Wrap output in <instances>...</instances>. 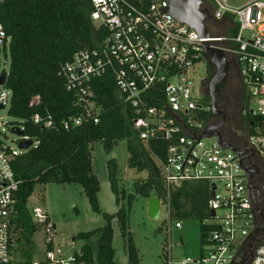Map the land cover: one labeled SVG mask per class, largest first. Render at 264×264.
Masks as SVG:
<instances>
[{
	"label": "built area",
	"instance_id": "built-area-1",
	"mask_svg": "<svg viewBox=\"0 0 264 264\" xmlns=\"http://www.w3.org/2000/svg\"><path fill=\"white\" fill-rule=\"evenodd\" d=\"M227 2L202 0V7L209 11L207 19L232 16L230 26L238 27L236 34L213 35L208 30L209 37L204 38L169 11V0H89L90 19L102 34L95 47L77 50L60 68L66 89L77 95L84 108L82 116L63 121L64 129L84 121L99 123L102 106L93 99L91 86L95 79L110 74L122 103L131 110L132 127L139 139L147 145L150 141L167 142L166 158L160 162L165 199L185 181L205 180L210 193L214 191L208 201L209 218L203 221L207 240L200 255L175 259L169 224L165 264H264V239L260 236L264 223L257 218V213L262 218V210L254 203L255 194L259 201L260 196L251 193L243 169L247 165L239 156L221 148L216 137H202L212 123V104L203 101L208 95L207 79H202L197 91L192 77L194 67L206 59L203 43L209 41L211 47L225 52L229 71L237 70L250 112L264 116V0L237 8ZM10 43L11 37L0 22V78L8 76ZM6 82L0 83L1 109L11 104L12 91ZM32 121L43 128L55 127L51 115L35 114ZM14 126L24 131L16 134L17 147L0 140V264H87L81 251L67 253L56 243V225L39 206L31 211L34 224L46 234L44 258L27 261L15 253L13 219L18 215L15 195L19 182L11 161L27 151L19 148L21 142L33 140L31 148L38 142L25 134L22 123ZM252 137L262 144L264 135ZM247 138L248 149L255 150L264 162V147L259 150L251 136ZM261 226L263 231L258 232ZM175 228H182L181 221L175 222Z\"/></svg>",
	"mask_w": 264,
	"mask_h": 264
},
{
	"label": "trees",
	"instance_id": "trees-1",
	"mask_svg": "<svg viewBox=\"0 0 264 264\" xmlns=\"http://www.w3.org/2000/svg\"><path fill=\"white\" fill-rule=\"evenodd\" d=\"M211 11V9L209 8ZM89 0H2L0 1V22L11 37L9 47L10 65L6 85L12 91L8 113L22 123L25 134L38 144L14 157L11 166L16 181V209L13 219L14 251L29 261L34 250L32 236L37 230L28 199L36 184H79L86 195L91 209L101 214L105 225L94 230L79 232L75 239L89 240L99 234L95 249L85 243L81 247V259L87 264H116L113 248V219H117L128 264H139V254L129 225L131 205L136 196L146 199L158 197L169 208V219L176 222L196 219L201 222L200 244L206 243L209 218L208 201L210 184L205 180L185 181L173 189L165 199L161 169L155 159L162 162L166 158L167 142L150 141L143 143L132 127V113L122 103V96L110 74L92 82L93 99L102 106L100 121L97 124L84 121L81 125L63 128V121L82 116L84 108L74 92L66 89L60 75L63 63L85 47H95L102 32L97 30L90 19ZM232 16L225 15L220 20L206 19L208 30L224 24L218 34H236L238 27H232ZM216 28V27H215ZM209 64L210 74L215 73ZM224 83L220 85L222 89ZM36 98L38 101L36 102ZM217 99L218 108L225 105ZM203 101L210 104L208 95ZM240 108V127L247 136L257 133L264 135V116L253 115L249 110V99L240 87L237 99ZM223 109V108H222ZM35 114L51 115L55 127L43 128L32 121ZM211 121L216 116L210 114ZM125 141L129 152L128 164L137 171H147L145 178L135 179L130 190L119 183L118 165L115 159L107 161L111 190L115 195L118 210L107 213L101 208L98 193L100 181L92 168L93 144L101 142L106 153L119 141ZM258 176L253 183L258 186ZM263 196V195H262ZM254 203L260 210L261 204L255 194ZM259 223H264L257 213ZM264 239V231L260 235Z\"/></svg>",
	"mask_w": 264,
	"mask_h": 264
},
{
	"label": "rangeland",
	"instance_id": "rangeland-1",
	"mask_svg": "<svg viewBox=\"0 0 264 264\" xmlns=\"http://www.w3.org/2000/svg\"><path fill=\"white\" fill-rule=\"evenodd\" d=\"M253 0H228V5L234 8L241 7ZM216 27V28H215ZM212 27V34L217 35L219 31L224 30V24ZM10 65L9 50L7 51V66ZM230 73V75H229ZM229 85L231 90L239 89L240 79L235 76L231 70ZM210 68L207 59L198 63L192 71L195 89L198 91L202 84V79L209 78ZM236 107V106H235ZM233 108H229L232 110ZM9 107L0 110V140L6 145L16 148L19 137L11 131V127L16 125L17 119L8 113ZM240 113V110H239ZM236 130L239 136L247 137L244 129L240 127ZM260 140L251 136V142L261 150L264 147V138L262 144ZM129 152L125 141H119L106 153L101 142L93 144L92 168L100 181V191L98 193L99 202L103 211L113 214L118 210L115 201V195L111 190V184L108 176L107 161L115 159L118 165L119 183L130 190L132 182L135 179L145 178L147 171H137L128 164ZM156 164L161 167V163L155 159ZM28 208L31 210L35 206L41 207L51 217L56 225V243L63 246L67 253L79 252L85 243H89L95 249L99 234L94 235L89 240L75 239L74 235L79 232L90 231L105 225V220L101 214L95 213L79 184H36L33 194L28 199ZM169 208L164 200H161L160 215L158 218H152L149 214L148 199L142 196H136L134 199L130 214L129 225L133 234V239L139 254V264H165V255L169 234L167 227L172 226L170 240L172 242V255L175 259L200 255L202 245L201 222L196 219L182 220V228H175V220L169 219ZM112 227L114 229L113 248L115 250L114 260L116 264H128L127 255L124 251V241L121 236L120 227L117 219H113ZM45 231L43 227H38L32 241L34 250L32 258L43 259L46 251ZM182 243V244H180ZM177 244H180L177 245ZM93 264H98L94 260Z\"/></svg>",
	"mask_w": 264,
	"mask_h": 264
},
{
	"label": "water",
	"instance_id": "water-1",
	"mask_svg": "<svg viewBox=\"0 0 264 264\" xmlns=\"http://www.w3.org/2000/svg\"><path fill=\"white\" fill-rule=\"evenodd\" d=\"M170 6L169 11L181 22L187 24L190 28L196 30L200 36L204 38L209 37V31L205 24V20L209 16V11L207 8L202 7V0H169ZM204 52L208 56L210 63L215 67V73L211 79L207 82V91L208 97L212 104V114L220 117L219 122L216 125L207 126L202 134L203 138H212L216 137L218 144L223 149H230L234 151L240 158V161L243 162V153L245 151L239 150L230 142L223 141L221 134L217 129L223 125L225 121V114L218 108L217 105V95L219 94L221 88L220 85L223 84L229 73L230 62L226 58L225 52L221 49L211 47L209 41H205ZM7 80V74H3L0 78V83L4 84ZM2 106L0 105V109ZM11 131L15 134L22 135L24 131L21 130L18 126L12 127ZM33 145V140H26L19 144L20 149L28 150ZM243 169L246 173L249 189L252 194L258 193L259 189L253 183V174L254 170L252 166H243ZM212 189H215V185H212ZM214 196V191H211L210 198ZM264 200V199H263ZM160 204L161 201L158 197H151L148 199V208L149 214L152 218H158L160 215ZM214 215V212H211V216ZM262 226L258 232H262Z\"/></svg>",
	"mask_w": 264,
	"mask_h": 264
},
{
	"label": "flooded vegetation",
	"instance_id": "flooded-vegetation-1",
	"mask_svg": "<svg viewBox=\"0 0 264 264\" xmlns=\"http://www.w3.org/2000/svg\"><path fill=\"white\" fill-rule=\"evenodd\" d=\"M234 73L238 76L237 70L235 68L231 69V76ZM230 75V73H229ZM228 75L226 81L224 82V87L220 90L217 97H219L222 102V98H225V105L220 109L225 114V121L222 126H220L217 131L221 134L223 141L230 142L235 147L241 151H245L249 148L248 138L239 136L236 132L239 129L238 121L240 119L239 106H238V96L240 95V87L237 91L231 90L229 85L230 76ZM240 85V83H239ZM236 106V107H235ZM233 108L229 110V108ZM220 120V117L216 116V119L212 121L211 125H216ZM243 162L247 166H252L254 172L253 176H258L259 182L257 188L259 189L258 196H260V201L262 203V218L264 219V162L255 150H247L243 153ZM263 195V197H261Z\"/></svg>",
	"mask_w": 264,
	"mask_h": 264
}]
</instances>
